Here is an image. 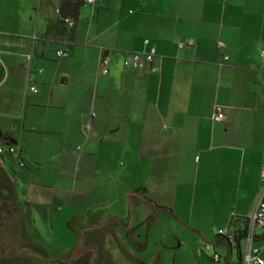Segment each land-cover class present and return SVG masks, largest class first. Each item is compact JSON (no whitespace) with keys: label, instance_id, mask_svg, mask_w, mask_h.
<instances>
[{"label":"crops","instance_id":"obj_1","mask_svg":"<svg viewBox=\"0 0 264 264\" xmlns=\"http://www.w3.org/2000/svg\"><path fill=\"white\" fill-rule=\"evenodd\" d=\"M58 4L0 0V110H24L29 130L50 135L40 145L63 176L91 181L77 194L92 206L75 217L94 212L122 225L130 200L142 243L132 254L143 264H162L161 219L190 229L189 255L173 264H241L244 237L229 242L219 230L244 234L263 184L264 0H97L81 9L72 41L45 40ZM151 48L156 72L124 65ZM16 144L22 167L39 173L40 152ZM207 146L219 155L197 162L193 154ZM256 234L261 247L263 228ZM100 249L118 255L107 241Z\"/></svg>","mask_w":264,"mask_h":264},{"label":"rangeland","instance_id":"obj_2","mask_svg":"<svg viewBox=\"0 0 264 264\" xmlns=\"http://www.w3.org/2000/svg\"><path fill=\"white\" fill-rule=\"evenodd\" d=\"M58 61L61 62L63 59ZM24 117V110H0V145H4V148H7L10 144L17 145L16 140L21 138L24 143H27L31 155L40 152V155L36 157L40 160L41 171L37 174L31 173L27 167L19 165L14 156L5 154V170L10 177L14 178L13 187L16 194H14L10 185H8L9 192H13L12 196L15 204L19 207V213L26 218L25 227L28 234L33 240L50 247L57 254L59 250L68 249L74 242V233L71 232L72 228L70 227V225L72 227L73 225L70 223V219L85 212L86 207L92 206L87 196L77 194L79 189H83V187L90 189L91 181L86 180L85 177L84 179L83 177L78 179L64 177L63 174L69 172L66 169L60 170L57 156L51 158V149H47L48 146L41 147L40 145L43 144V141L47 145L50 135L29 130L30 128L26 126L27 123H23ZM207 148L208 146L203 147L193 154L197 162L207 164L219 155L216 150L211 151L212 147L208 148L209 151L206 150ZM55 150L53 152L57 155ZM0 167H2V163H0ZM51 167H58L61 177L50 175L49 170ZM44 184L49 187L43 188ZM162 218H164V215H162ZM4 220L3 216H0V221ZM161 220H163V223H161L162 221L161 224L158 223L156 229L160 231L159 238H162L164 242L163 245H159V249L164 255L162 264H173L178 259V255H189L191 246L184 236H190V229L174 219ZM1 228L0 225V234ZM211 233L214 236L213 230ZM117 234L122 240L124 248L127 249L121 230H118ZM241 246L243 247V244ZM111 248L115 251L112 245ZM127 250L132 252L130 248ZM190 255L192 256V253ZM202 256L209 261L204 254ZM119 258L118 252L117 257L113 259L119 260Z\"/></svg>","mask_w":264,"mask_h":264},{"label":"flooded vegetation","instance_id":"obj_3","mask_svg":"<svg viewBox=\"0 0 264 264\" xmlns=\"http://www.w3.org/2000/svg\"><path fill=\"white\" fill-rule=\"evenodd\" d=\"M8 185L12 186L16 194L13 180L0 167V216L5 219L0 221V264H143L132 254L142 249V243H138L135 229L126 228L128 219L121 225L113 217L107 216L99 227L88 228L101 223L104 218L94 212H87L72 219L73 227H70L74 233V242L68 249L59 250V253L55 254L50 247L36 242L28 234L25 227L26 218L19 213V207L15 204L13 192H9ZM141 200L140 202L144 203ZM148 216L145 220L150 218ZM118 230H122L123 240L132 252L124 248L117 235ZM104 241L117 248L119 260L111 258L109 253L100 249L101 242Z\"/></svg>","mask_w":264,"mask_h":264},{"label":"built area","instance_id":"obj_4","mask_svg":"<svg viewBox=\"0 0 264 264\" xmlns=\"http://www.w3.org/2000/svg\"><path fill=\"white\" fill-rule=\"evenodd\" d=\"M85 4H94L97 2V0H84ZM58 12V10H57ZM64 21L67 23L69 27H72L74 25V21L70 18H65ZM189 43L192 41L189 40ZM145 43H148L147 40H145ZM184 43H180V46H182ZM218 46L220 48H225V43L219 42ZM56 55L58 58H63L67 56V52L64 50H58L56 52ZM155 55V49L151 48L148 51H135L131 52L125 59H124V65L126 67H130L133 69H148L152 72H156L158 68L153 65V58ZM261 57L264 60V50L261 51ZM224 59L227 60L228 56H224ZM107 63L108 61L106 59L102 60V73L106 74L108 72L107 69ZM264 66V64H263ZM31 90L33 92H36L35 87H31ZM215 120L220 121L224 118V114L222 111L221 106L215 107ZM9 154L11 156H14L17 160L19 158V154L15 147L8 146L7 148L0 147V154ZM21 166L22 163L20 164ZM262 187L259 191V194L254 202L253 209L249 215V217L246 220V228L244 231V240H245V251L242 256L241 264H264V238H263V245L259 247V245H256V228H263L264 230V158H263V164H262ZM219 234L226 237V239L229 242H234L236 235L229 232L228 230H219ZM213 260L218 261L219 256L217 254L213 255Z\"/></svg>","mask_w":264,"mask_h":264},{"label":"trees","instance_id":"obj_5","mask_svg":"<svg viewBox=\"0 0 264 264\" xmlns=\"http://www.w3.org/2000/svg\"><path fill=\"white\" fill-rule=\"evenodd\" d=\"M84 0H59L58 4V22L56 24H49L44 36L45 40H67L72 41L75 37V23L79 18L81 9L86 6ZM65 18H70L74 21V25L69 27L64 21ZM220 48V47H219ZM64 58V57H63ZM25 166L21 158H18V164ZM247 218L245 219L246 222ZM244 234L239 232L234 242L242 237ZM264 236V235H263Z\"/></svg>","mask_w":264,"mask_h":264},{"label":"water","instance_id":"obj_6","mask_svg":"<svg viewBox=\"0 0 264 264\" xmlns=\"http://www.w3.org/2000/svg\"><path fill=\"white\" fill-rule=\"evenodd\" d=\"M140 195V194H139ZM141 199L148 202L150 205L153 206V204L151 203L150 200H148L147 198H145L144 196L140 195ZM128 200V199H127ZM128 205H129V221H128V226L126 228H129V229H135L137 230V228H139V225L138 226H131L132 225V222H133V206L130 202V200H128ZM106 217L103 218L102 222L97 224V225H93V226H89L88 228H95V227H99L104 221H105ZM117 221H119L117 219ZM83 232V231H82ZM146 236V235H145ZM83 239V235H81V239L80 241H82Z\"/></svg>","mask_w":264,"mask_h":264}]
</instances>
